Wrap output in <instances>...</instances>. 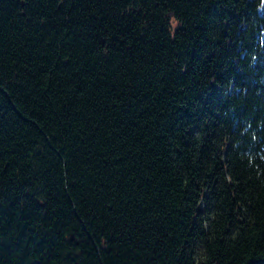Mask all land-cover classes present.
<instances>
[{
	"label": "trees",
	"instance_id": "obj_1",
	"mask_svg": "<svg viewBox=\"0 0 264 264\" xmlns=\"http://www.w3.org/2000/svg\"><path fill=\"white\" fill-rule=\"evenodd\" d=\"M0 264H264V0H0Z\"/></svg>",
	"mask_w": 264,
	"mask_h": 264
}]
</instances>
